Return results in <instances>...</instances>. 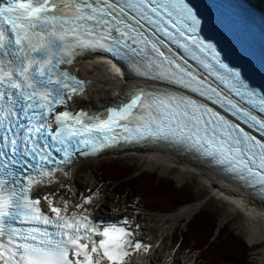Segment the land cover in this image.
<instances>
[{
	"label": "snow or ice",
	"instance_id": "obj_1",
	"mask_svg": "<svg viewBox=\"0 0 264 264\" xmlns=\"http://www.w3.org/2000/svg\"><path fill=\"white\" fill-rule=\"evenodd\" d=\"M201 30L188 0H0V264H127L151 249L128 220L94 219L91 195H34L121 142L187 145L264 192V91ZM98 51L159 87L70 110L87 82L69 66Z\"/></svg>",
	"mask_w": 264,
	"mask_h": 264
},
{
	"label": "bare ground",
	"instance_id": "obj_2",
	"mask_svg": "<svg viewBox=\"0 0 264 264\" xmlns=\"http://www.w3.org/2000/svg\"><path fill=\"white\" fill-rule=\"evenodd\" d=\"M73 70L90 83L87 93L75 99L74 104L76 106L84 104L100 110L116 100L120 92L129 89L133 82L130 78L124 81L120 80L118 74L99 58L80 60L73 66ZM140 82L143 83V81ZM118 157H131L136 159L138 164L145 169H156L165 175L174 174L180 182L189 176L194 177L202 190H204V186H207L206 195L208 197L214 196L233 203L232 205L240 209L246 217L245 240L250 246H257L256 249H260L258 264H264V200L256 199L240 190L232 180L227 179L220 171L174 146L155 143L151 147L125 150ZM103 160L104 158L99 157L74 164L67 176L69 179L65 194L62 191L60 193L59 188L56 186H51L42 190V192L55 193L57 200L63 194L65 199H70L74 203H80L82 197L91 195L94 204L87 207L92 212L94 219H103L108 216L106 215V209L100 205L101 192L104 193V191L100 185L93 183L96 179L93 180L92 178V173L101 165ZM85 164L90 165V173L86 178L89 180L87 182L89 187H86L87 185L78 179V172ZM205 203V198H199L175 211L165 214L156 213L157 218L154 219L155 223L153 225L148 223L145 226H140L132 218L123 217L122 221L128 220L131 224L135 237L152 246L147 253L143 250L134 253L128 264L195 263L192 257L186 253H182L181 256L178 255L177 249L167 239L169 235L167 231L173 228L172 225L189 220Z\"/></svg>",
	"mask_w": 264,
	"mask_h": 264
},
{
	"label": "trees",
	"instance_id": "obj_3",
	"mask_svg": "<svg viewBox=\"0 0 264 264\" xmlns=\"http://www.w3.org/2000/svg\"><path fill=\"white\" fill-rule=\"evenodd\" d=\"M132 172L133 169L126 165L110 164L107 168L100 167V180H123L121 185L117 183L119 194L152 212L175 211L194 200L192 189L178 186L172 181H168V185L163 184L162 180L143 181L146 185L135 182L129 185L130 181L136 180ZM186 225V230L180 232L176 242L185 249L198 250L202 264H250L248 244L231 230L220 227L218 219L204 209L197 211Z\"/></svg>",
	"mask_w": 264,
	"mask_h": 264
},
{
	"label": "rangeland",
	"instance_id": "obj_4",
	"mask_svg": "<svg viewBox=\"0 0 264 264\" xmlns=\"http://www.w3.org/2000/svg\"><path fill=\"white\" fill-rule=\"evenodd\" d=\"M264 1V0H263ZM101 94H103L101 92ZM110 164H116V165H126L130 169H133V172L131 175H136V180L128 181L129 185L132 183L140 184V185H146V182H157L159 180H162V183L168 185V181L174 182L178 186L186 187L187 189H192L194 200H197L199 198H205L206 203L199 209H204L207 211L212 217H215L218 219V224L220 227H226L227 229L234 232L239 238H241L243 241L247 243L245 240V223H246V217L244 213L238 209L237 207L233 206V203H229V201H226L224 199H219L218 197L210 196L208 197L206 195L207 192V186H204V190L199 187L197 180L194 177L189 176L187 179L180 182L178 178L174 174H161L158 170H149L141 167L136 159H132L131 157H122V158H111V159H104L101 165L94 170L92 173L93 183L95 185H100L102 187L101 192L102 200L100 202V205L106 209V212L116 211L120 213H126L128 215H131V217H135L136 214H139V218L137 221L139 222V225L145 226L146 224L153 225L155 223V218H157V214L150 213V214H144V212L139 209L137 206L130 204L129 200L126 197H122L120 192V187L117 185V183H120V185L123 183V180L120 182L115 181H100V167L101 168H107V166H110ZM90 173V165H83L79 172H78V179L81 180V182L86 187H89L87 182H89L88 174ZM128 177V176H127ZM130 178V177H128ZM126 179V177H125ZM146 181V182H143ZM61 185H64L61 187ZM68 186V184H60V190L65 189ZM161 187V186H160ZM162 191V190H161ZM209 198V199H208ZM186 205V204H185ZM184 206V205H182ZM180 206V207H182ZM179 209V208H178ZM177 210V209H176ZM197 210V211H199ZM196 211V212H197ZM195 212V213H196ZM164 212L163 214H165ZM194 215V214H193ZM187 222L180 221L177 225H172L173 228L168 230V240H170V243L177 249L178 255L181 256L182 253H186L188 256L192 257V259L195 261V263L192 264H200L198 260H200V253L198 250H186L182 246L176 242V238L180 235L181 231H185L187 228L186 225ZM248 244V243H247ZM249 246L250 249V264H258L259 259V253L260 249H256L257 246ZM255 247V248H253Z\"/></svg>",
	"mask_w": 264,
	"mask_h": 264
}]
</instances>
